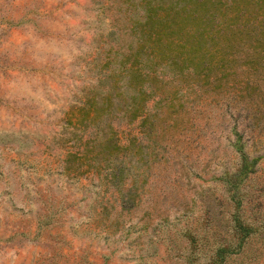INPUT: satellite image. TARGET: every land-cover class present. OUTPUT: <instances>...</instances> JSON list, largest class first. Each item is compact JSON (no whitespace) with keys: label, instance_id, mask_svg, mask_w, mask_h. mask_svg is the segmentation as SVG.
Here are the masks:
<instances>
[{"label":"rangeland","instance_id":"1","mask_svg":"<svg viewBox=\"0 0 264 264\" xmlns=\"http://www.w3.org/2000/svg\"><path fill=\"white\" fill-rule=\"evenodd\" d=\"M116 8L0 0V264H264V128L242 101L184 88L171 106L151 95V114L180 115L183 126L152 134L158 155L145 148L126 207L106 168L64 170L79 131L65 116L87 108L107 70ZM124 121L121 143L136 130ZM233 127L262 155L238 179Z\"/></svg>","mask_w":264,"mask_h":264},{"label":"trees","instance_id":"2","mask_svg":"<svg viewBox=\"0 0 264 264\" xmlns=\"http://www.w3.org/2000/svg\"><path fill=\"white\" fill-rule=\"evenodd\" d=\"M110 3L117 8L102 64L107 70L97 77V87L84 102L87 108L79 107L80 115L65 116L66 123L79 131L78 146L66 151L63 167L76 177L106 168L108 181L126 207L138 194L145 148H150L153 159L158 155L161 141L152 134L183 126L180 115L150 113L147 101L155 92L171 106L184 88L217 101H242L253 122L264 128V0ZM117 111L123 115H115ZM122 121L136 123L125 143L118 136ZM233 132L231 144L238 157L233 178L238 179L250 173L262 155L251 157L250 145L235 127ZM145 136L151 145L143 143Z\"/></svg>","mask_w":264,"mask_h":264}]
</instances>
